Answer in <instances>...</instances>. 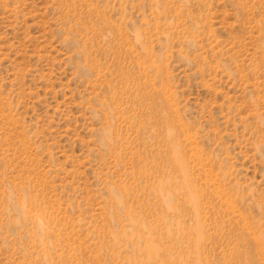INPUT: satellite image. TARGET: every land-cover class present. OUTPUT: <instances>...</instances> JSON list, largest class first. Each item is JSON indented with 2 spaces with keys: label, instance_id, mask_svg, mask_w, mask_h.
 <instances>
[{
  "label": "rangeland",
  "instance_id": "obj_1",
  "mask_svg": "<svg viewBox=\"0 0 264 264\" xmlns=\"http://www.w3.org/2000/svg\"><path fill=\"white\" fill-rule=\"evenodd\" d=\"M0 264H264V0H0Z\"/></svg>",
  "mask_w": 264,
  "mask_h": 264
}]
</instances>
